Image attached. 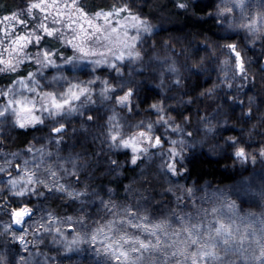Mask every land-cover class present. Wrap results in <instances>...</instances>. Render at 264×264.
Here are the masks:
<instances>
[{
    "label": "snow or ice",
    "instance_id": "snow-or-ice-1",
    "mask_svg": "<svg viewBox=\"0 0 264 264\" xmlns=\"http://www.w3.org/2000/svg\"><path fill=\"white\" fill-rule=\"evenodd\" d=\"M171 2L212 22L204 57L185 56L184 45L177 53L172 37L153 41L167 17L145 11L149 0L95 11L83 0L0 9V264H264V210L246 207L247 169L226 187L189 183L209 137L215 155L264 164L257 125L247 138L243 127L224 135L237 108V120L264 125L248 96L256 77L246 56L257 44L264 55V0ZM259 72L264 81V65ZM146 75L159 80L157 99L133 122L147 99L148 81L137 77ZM206 97L193 123L192 106ZM160 178L168 187L157 190Z\"/></svg>",
    "mask_w": 264,
    "mask_h": 264
},
{
    "label": "trees",
    "instance_id": "trees-1",
    "mask_svg": "<svg viewBox=\"0 0 264 264\" xmlns=\"http://www.w3.org/2000/svg\"><path fill=\"white\" fill-rule=\"evenodd\" d=\"M22 0H0V9L5 7H13L15 5H20ZM83 2L89 6V10L95 11L98 8H106L107 5L116 3L117 0H83ZM209 0H202V6L207 4ZM137 3H143V0H137ZM161 4L166 5V8L161 11L155 8V5ZM152 9L156 12L157 16L160 17H167L164 22V27L167 31L161 32L158 36H154L152 39L153 41H161V40H168L170 37L173 38V44L176 48V52L179 53L181 50V45L185 46V56H193L195 53V59H199L200 57H204L207 55L206 50L202 47L205 42V37H208V43L211 47V42L215 39L212 36V32L215 30L214 26L211 21L206 24H201L198 22L197 17L193 16L191 12L188 14H184L182 11H177L173 9V5L171 0H149L148 5L145 6V11ZM187 37V39H184ZM176 38L179 39V43H176ZM197 48L199 49L198 52L196 51ZM185 56H180L182 59ZM263 63V62H262ZM262 63H251L250 65V74L256 77V84L253 88V91L248 93V96H256L257 102L260 103V106L255 109L256 115L259 116L264 114V81L260 79L261 73L259 72ZM153 95V94H151ZM246 99V98H245ZM207 99L205 98L203 103L197 102L196 106L192 107V116H194V108L199 107L203 110V106H205ZM208 103V102H207ZM244 111H247V106L245 107ZM233 117L241 116V109L237 108L235 113H230ZM236 125L240 126H252L257 125V129L262 128L264 125H260L257 119H253L244 123L243 120H237L235 122ZM31 135H28V139H31ZM13 138L15 139V134H13ZM23 139V137H20ZM8 147L10 149H16L15 145L9 142ZM237 160H234L231 156L228 155H220V156H210L203 152L199 154L197 158L194 160L192 165V172L189 180H197L199 179V183L203 184L204 182L214 183L221 186H226L235 181L236 172H235V165ZM239 163H241L239 161ZM258 162L252 164L251 161L243 163L244 165H250L249 169L256 171L257 168H261L258 170L259 172H264V164L257 165ZM242 164V163H241ZM155 166H152L150 171L154 172ZM248 172L247 174H254ZM136 171H140V169H136ZM128 175L132 176V171L129 170ZM264 175V174H263ZM164 180L160 178L159 184L162 183ZM124 183H128V181H124ZM157 187H159L157 185ZM159 188H157L158 190ZM49 205L53 209H58L60 202L59 200L50 199ZM68 264V263H64Z\"/></svg>",
    "mask_w": 264,
    "mask_h": 264
},
{
    "label": "rangeland",
    "instance_id": "rangeland-1",
    "mask_svg": "<svg viewBox=\"0 0 264 264\" xmlns=\"http://www.w3.org/2000/svg\"><path fill=\"white\" fill-rule=\"evenodd\" d=\"M153 23H158V21L156 19H153ZM161 54L163 55V53H161ZM246 56L251 58V60L253 61L252 63H256L255 61L258 60L259 64H261L263 62V60H264V55H262V49H261V46L259 44H257L255 47H252L251 50H246ZM179 58H180L181 61H183L185 59V58L182 59L181 57H179ZM212 75H213V80H214L215 79V73H213ZM137 79L138 80L139 79H145V80L148 81L147 86L141 85L142 88H146V90H145V92L143 94L147 97V99H146V102L141 106V115L133 116V117L130 118L133 122L144 118L145 113L143 112V109L147 108L149 104H151L152 102H154V100L157 99L156 90L153 89L152 85H159V80L158 79H153L151 76H147V75L144 76V77H139L138 76ZM207 86L208 85H205L204 87H207ZM159 91L163 92L164 89L161 88V89H159ZM151 94H153V95H151ZM206 99H207L208 103L206 102L205 106L207 104H209V102H210V100L212 98L211 97H206ZM168 103L169 104H175L176 101L170 100V101H168ZM194 106H196V105H193L192 107H194ZM205 106H203V109H204ZM212 107H215V104H213ZM194 109H195L194 110V116H192L193 117V123H195V119H196V107ZM101 111H103V109H101ZM201 114H203V110H201ZM229 115L231 116V119L229 120V126L235 125V128L230 133L229 132H225L224 135L235 134V135L239 136L241 133L239 132L238 129L240 127H243V128L246 129V131L244 132V135L247 138L249 136V132L247 131V129H251L253 125L252 126H249V125L248 126L236 125L235 122H237V117L236 116L233 117L231 114H229ZM72 126L73 127H78L79 125L74 123ZM92 131L94 132V131H96V129L93 128ZM254 132H264V126L262 128H259V129L256 128L254 130ZM35 134L39 135V133H35ZM69 135H71V133H69ZM252 138L254 140H259L260 139V137L258 135H255V134H253ZM215 143H216V141H214L211 137H209L208 140H207V143L202 148L198 149V155L202 154L203 152H206V154H208L210 156H220V155L213 154L212 151H211V146L214 145ZM93 147H95V146H93ZM256 147H257L256 144H252V148L249 149V151H252V149H254ZM9 150L10 151H15L16 149H10L9 148ZM76 150L79 151V145L77 146ZM120 159L123 160V157H120ZM257 162H258L257 165L259 166V164H261L260 160L258 159ZM156 163H158V161ZM235 163H236V165H235L236 177L239 174V172L241 170H243V169H247V171L244 172V175L248 176L247 173L252 170V169H249L250 165L241 164V163H239V160H237V162H235ZM152 166H155V164L152 165ZM141 167L143 168L144 165H141ZM255 169H256L257 172H255V170H252V172H251V173H254V174H251L253 176V183H252V186L250 187L248 195H247V197H245V199H248L250 201L249 205H246V207H251L253 211L259 213L262 210H264V209H261V208L257 207V204H264V184H262V178H264V175H263L264 172L263 171L259 172L258 170H260L261 168H259V167L257 168V166H256ZM165 179L166 178H163L164 181L162 183L158 184L159 187H157V188L160 189L161 187H163V188H167L168 187L167 183H165ZM191 182H192V180H189V183H191ZM232 184L233 183H231L229 185H226V186H230ZM211 185L213 187H216V186L226 187V186H221V185H217V184H214V183H211ZM157 199H159V197H157ZM49 202H50V200L47 202L48 206L51 207L49 205ZM48 240L50 241V238H48ZM55 247H56L55 245H52L50 243H45L44 247L41 250L43 252H45V253L51 254L52 256H56V252L54 251ZM41 259H43V257H41ZM73 259H76V257H73ZM64 263H68L69 264V262L67 260H65L63 262V264ZM54 264H56V262H54Z\"/></svg>",
    "mask_w": 264,
    "mask_h": 264
},
{
    "label": "water",
    "instance_id": "water-1",
    "mask_svg": "<svg viewBox=\"0 0 264 264\" xmlns=\"http://www.w3.org/2000/svg\"><path fill=\"white\" fill-rule=\"evenodd\" d=\"M262 65H264V60H263V63H262Z\"/></svg>",
    "mask_w": 264,
    "mask_h": 264
}]
</instances>
